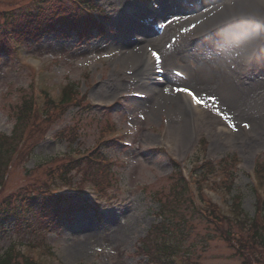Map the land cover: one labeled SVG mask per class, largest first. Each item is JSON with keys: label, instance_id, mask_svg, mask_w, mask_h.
I'll use <instances>...</instances> for the list:
<instances>
[{"label": "rangeland", "instance_id": "1", "mask_svg": "<svg viewBox=\"0 0 264 264\" xmlns=\"http://www.w3.org/2000/svg\"><path fill=\"white\" fill-rule=\"evenodd\" d=\"M160 1L93 0L99 4L95 9L99 16L105 17V30L101 32L68 26L69 16L76 14L78 8L60 18L68 27L33 31L27 41L16 42L0 30V133L10 135L17 128L14 107L23 97H30L31 107H39L35 114L26 113L23 122L18 123L17 130L22 131L21 137L26 140L16 150L25 161L18 162L8 174L1 195L23 187L36 167L39 166L38 171H44L47 165L57 169L69 154L85 155L111 137L113 131L133 128L131 137L124 138L123 144L111 142L117 145L101 149L113 161L97 164L88 158L84 165L67 174L70 178L66 171L53 178L57 182L51 189L62 192L74 187L81 191L75 195L89 196L93 206L99 201L98 213L90 206L91 209H79L73 216L55 222L35 215L29 225L36 232L26 225L17 226L12 218L7 227L0 229V256L13 243L14 261L32 256L47 264H161L157 258L163 256L164 242L174 238L178 244L177 264H245L239 256L243 255L245 240L236 217L243 210L251 216L255 214L254 168L264 164V0H251L244 15L223 24L214 22L209 26L207 23L214 17L206 15L191 35L157 47L164 72L158 75L156 65L153 71L161 77L160 81L156 79L161 82L163 94L171 97L182 95L177 89H193L207 104H214L230 117L236 131L225 130L220 118L216 121L193 107L189 108V122L182 120L180 114L170 112L173 100L161 99L157 93L150 96V92L134 83L130 63L119 66L129 82L118 87L111 72L116 59H100L98 53L124 48L132 32L129 26L135 21L141 24V16L148 14L147 8H157ZM13 3L14 0H0V20L18 4ZM230 15L234 17L236 13ZM77 19L83 24L87 22L81 16ZM260 24L261 32L256 29ZM138 35L133 40L137 38L140 45ZM149 45L154 46L151 40H141V49ZM68 82L75 84L71 87L74 99L80 102L58 106L60 89ZM137 93L141 96H135ZM210 97H215V102ZM83 105L95 107L85 110ZM48 108L55 114L70 109L48 123L43 116ZM259 120L262 124L256 126ZM180 124L187 131L177 126ZM164 125L169 127L167 138L173 144L169 151L165 146L169 142L160 140ZM71 127L78 129L79 138L75 141L68 139L71 134L67 130ZM244 129L247 135L240 136ZM200 139L206 143L204 150L198 149ZM198 153L210 165L227 153L235 154L234 188L228 193L224 176L219 181L217 176L221 174H205V191L200 193L204 206L196 197L176 208L174 217H185L188 229L182 236L173 231L170 237L164 236L156 230L166 229L162 223L157 226L159 213L165 210L167 201L175 202L172 197L178 195L179 184L183 185L181 175L173 170L174 159L179 160L182 170L186 167L189 178L198 164ZM50 177L44 174L45 180ZM259 187L264 194V183ZM232 199H241V208ZM218 205L227 215L231 214L227 219L216 217L220 215ZM254 249L262 255L260 264H264V247L261 244Z\"/></svg>", "mask_w": 264, "mask_h": 264}, {"label": "trees", "instance_id": "2", "mask_svg": "<svg viewBox=\"0 0 264 264\" xmlns=\"http://www.w3.org/2000/svg\"><path fill=\"white\" fill-rule=\"evenodd\" d=\"M84 3H88L91 0H81ZM14 5L12 9L7 10L5 18L0 20V30L3 32L5 30V35H13L17 40H28L33 35V31L37 32L43 28L53 26V22L56 19L60 20V16H57V13L64 14L67 16L72 13L73 10H77L78 1L77 0H29L23 3H19L17 0H14ZM40 24L41 28L37 30V25ZM10 25L12 27H10ZM32 34V35H31ZM73 93L72 88L67 91V98L69 94ZM24 99L20 104L14 107L15 118L17 119L16 126L13 133L1 134L0 133V186H3V181L5 178V172L11 162L12 155L14 153L13 149L16 148L18 138H21L22 131H18V123L23 122V118L26 113H33L31 105L28 103L29 98L23 97ZM55 118V116L53 117ZM34 176V174H32ZM26 184L23 187H18L15 190L1 195L5 188L0 189V227L5 226V223L13 217L20 224L29 223L30 215H41L44 217H49L52 220H59L62 216L68 213H72L73 209L76 206L75 202H69L68 199L57 200L56 198L45 196L43 193L34 194L31 190L32 187H38L41 184V180L37 177H31L30 175L24 181ZM28 186V187H26ZM176 192L178 195L173 196L174 201H167L165 204V212L170 211V215L165 214L167 217V222L169 224H164L166 226V232L162 229L160 231L156 229L158 233L163 232L167 236L174 234H180L181 236L185 234L187 227V219L183 216H179L176 219L174 217V212L176 208L180 207L183 204H188L189 197L187 195L186 188L184 189L183 185L177 187ZM174 200V199H173ZM41 203V205H40ZM214 211V209H212ZM256 215L254 217H247L245 220L239 217V232L242 233V237L245 242H242L243 246V262L245 264H255L257 262L260 264L262 261V255L254 249V246L259 244L264 247V199L260 195L257 197L256 202ZM225 215V214H224ZM224 215H216L218 220L224 218ZM172 227V229H171ZM173 231V232H172ZM180 237V236H179ZM242 239V238H241ZM231 238L227 235V241H230ZM239 242V241H238ZM238 247L239 243H236ZM235 244V245H236ZM247 244V245H246ZM250 244V246L248 245ZM163 251V256L158 255V262H168L172 264V260L177 256V246L178 244L174 242V238L169 240L166 244ZM252 251L248 253V251ZM257 254V255H254ZM13 253L8 251L5 255L0 256V264H44L36 260L24 259V260H13ZM256 257H260L256 259Z\"/></svg>", "mask_w": 264, "mask_h": 264}, {"label": "bare ground", "instance_id": "3", "mask_svg": "<svg viewBox=\"0 0 264 264\" xmlns=\"http://www.w3.org/2000/svg\"><path fill=\"white\" fill-rule=\"evenodd\" d=\"M121 2L127 3L130 0H120ZM163 7L162 10L164 13H169L171 11L178 10L179 12H183L186 7V4L181 2L180 0H161ZM251 0H238L237 1V6L238 9L235 10L236 15L233 17L230 15V12L226 9L224 10V7H222V3L214 5L208 3L206 8L202 13L197 12L196 14H189V13H175V15H178L177 17H172V21L169 23V26H188L189 24H192L196 22L201 16L203 15H208V18H213L211 21H209L207 24L209 26L212 25L214 22H222L220 24L229 22L230 19H233L235 17L241 16L245 14V11L249 8V3ZM129 4V3H128ZM131 5V4H130ZM184 9V10H182ZM187 15H190L189 17ZM179 20V21H177ZM178 22V24H177ZM207 26V25H206ZM208 26V27H209ZM131 28V31L133 32L136 27V22H134L132 25L129 26ZM257 31H262V24L256 27ZM132 32L130 35L127 36L126 39V48H128L127 52L122 54L121 57L117 59L115 62V66L113 70L111 71L112 74L115 76L113 77L114 80L116 81V85L118 87L120 86H126V76L121 72L119 69V66L123 65V63L128 64L130 63L132 66V69L134 70L133 73V78L134 80L136 79V82L138 86L143 87L146 89V91L149 93L150 96L153 93H157V97H161V99H167L170 98L171 100V109L170 112H175L181 115L182 120H185L187 123L189 122V116H190V102L187 100V98L183 95H174L171 97L165 96L163 94L162 89L159 88V83L156 82L157 79L154 77L156 76L153 72V65L154 61L151 59V57L146 54V52L139 48L138 45H132L133 42H136L133 40V34ZM141 32H146L145 29H142ZM132 34V35H131ZM194 38V37H193ZM192 38V39H193ZM196 38V37H195ZM256 38V35L253 36V39ZM149 40H152L157 46H160L161 40L160 39H152L150 38ZM255 45H258L260 42L255 39ZM141 47V46H140ZM156 80V81H155ZM162 104V100L157 101ZM151 110V109H150ZM152 112L156 115L155 109L152 108ZM262 124V121H258V124L256 126H259ZM180 127L182 130H185V126L177 125ZM169 130V127H168ZM240 136H246L247 132L245 130L240 131L239 133Z\"/></svg>", "mask_w": 264, "mask_h": 264}, {"label": "snow or ice", "instance_id": "4", "mask_svg": "<svg viewBox=\"0 0 264 264\" xmlns=\"http://www.w3.org/2000/svg\"><path fill=\"white\" fill-rule=\"evenodd\" d=\"M153 55L156 57L157 60H159V55H158L157 53H153ZM161 71H163V70L161 69ZM177 91L186 92L189 96H191L193 102H195V103L198 104V105H204V106H207L208 101H204V100L200 99V98H199L194 92H192L191 90H189V89H177ZM209 99H210L212 102H215V97H210ZM217 112H218L219 115L223 116V118H224L225 120H230V117H228V116L224 115L223 113H221V112L219 111V109L217 110ZM231 126H232L233 128H235V125H234V124L231 125ZM245 127H248V125H245Z\"/></svg>", "mask_w": 264, "mask_h": 264}]
</instances>
